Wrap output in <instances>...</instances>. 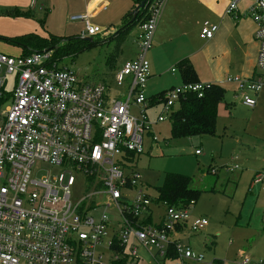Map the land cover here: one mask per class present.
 Returning a JSON list of instances; mask_svg holds the SVG:
<instances>
[{"label": "built area", "instance_id": "2783aa9c", "mask_svg": "<svg viewBox=\"0 0 264 264\" xmlns=\"http://www.w3.org/2000/svg\"><path fill=\"white\" fill-rule=\"evenodd\" d=\"M241 1L228 0L226 14L234 16ZM247 1L257 27L255 76L229 75L219 84H234L236 98L254 108L264 90V0ZM166 2L150 1L147 18L139 24L136 56L114 73L122 89L114 95L105 82L85 81L61 66L54 60L55 49L27 56L0 52V264H106L107 253L112 256L107 264H139L142 251L151 264H160L171 252L180 264L202 261L190 239L208 226L207 219L192 217L194 202L178 208L150 196L135 159L130 160L132 153L143 152L145 133H151L144 94L148 52ZM105 8L100 4L91 14L70 15L71 21L84 23L81 38L114 33L91 21ZM218 30L205 22L201 35L212 39ZM10 74L15 82L7 90ZM205 85L168 89L156 120L170 118L182 94L202 96ZM133 104L143 105L142 117L131 113ZM42 164L61 172L40 176ZM74 173L87 181L86 194L76 203L71 196ZM259 182L264 183V172L254 175L252 183ZM152 204L166 210L157 221ZM242 264H250V258Z\"/></svg>", "mask_w": 264, "mask_h": 264}, {"label": "rangeland", "instance_id": "374dc122", "mask_svg": "<svg viewBox=\"0 0 264 264\" xmlns=\"http://www.w3.org/2000/svg\"><path fill=\"white\" fill-rule=\"evenodd\" d=\"M138 31L139 24L136 23L117 37L113 36L105 42H99L95 47L87 48L75 56L63 57L60 65L70 68L85 81L105 82L114 95L122 90L115 83L114 73L125 62L133 59L137 48ZM6 37L0 35V52L18 56L17 45L8 41ZM8 78L7 90H10L14 86L15 74H10ZM152 85L148 80L144 88L146 97L168 86L155 83V88H152ZM230 97L231 92L226 87L225 101ZM162 108L163 104L160 103L146 109L149 121L153 124L151 133H145L143 152L135 158V166L142 176L143 187L152 197L158 195L157 188L164 184L167 174L170 173L191 176L192 186L202 190L190 213L193 218L202 217L208 221V226L196 232L191 238L195 252L202 254L203 258L202 261L187 260L186 264H241L243 258H250V264H259L264 259V211L260 201L258 203L255 201L258 193L250 191L254 186L263 183L259 182L258 185L252 183L250 188L249 181L243 174L245 167L242 162L246 155L264 160V155L253 150V144L261 145L263 142L248 133H240L236 128L247 126L248 120L235 122L236 127H231L232 121H236L232 116L233 108L229 113L224 106L218 115L213 134L174 139L171 136L172 123L168 115L161 122L156 120ZM141 109L143 105L133 104L131 113L142 117ZM249 112L248 109H244L242 117L247 118ZM249 121L251 125L252 119ZM249 131L254 135H258L256 132H259L264 136V125L253 124L249 126ZM235 132L243 136L242 144L236 143ZM153 136L157 137V141L153 140ZM196 150H200V154H196ZM41 167L44 170L40 176L49 172L53 174L61 172L59 167H52L49 164H42ZM73 176L71 196L72 201L76 203L85 196L87 181L82 173H74ZM212 188L213 190H210ZM152 208L154 221L159 220L166 212L161 204H152ZM141 255L142 260L139 264H151L146 254L141 252ZM111 261L112 256L109 253L105 254L104 263ZM180 263L179 258L161 262Z\"/></svg>", "mask_w": 264, "mask_h": 264}, {"label": "crops", "instance_id": "0c3cea01", "mask_svg": "<svg viewBox=\"0 0 264 264\" xmlns=\"http://www.w3.org/2000/svg\"><path fill=\"white\" fill-rule=\"evenodd\" d=\"M100 4H106V8L92 15L91 21L102 28L112 27L114 33L94 38L98 43L113 37L138 5L134 0H35L34 4L31 0H0V35L8 39L27 33L44 37H81L84 23L71 21L70 15L91 14ZM250 4L247 0L241 1L233 16L226 14L228 0H167L154 34L152 48L148 52L152 88L155 83L168 85L161 92L181 85L183 80L178 69L181 60H187L194 67L202 83L219 84L229 75L253 78L256 73L258 43L254 37L257 27L249 14ZM205 22L219 26L212 39H204L201 35ZM17 48L20 53L22 47L17 45ZM136 52L137 48L132 58H135ZM221 85L229 89L231 97L220 106L219 113L222 106L229 113L233 108L232 116L236 121H232L231 127H236L235 122L248 120L247 126L236 128L240 133H248L261 140V145L253 144V150L264 155V136L249 131V126L253 124L264 125V90L257 96V105L249 108L236 98L234 84ZM244 109L250 111L247 118L242 117ZM234 136L236 143L242 144L243 136L238 132ZM246 156L242 162L245 167L243 174L250 187L253 176L257 172H264V160ZM254 191L258 193L255 201H260L264 211V183L254 186L250 192ZM142 254L145 255V251Z\"/></svg>", "mask_w": 264, "mask_h": 264}, {"label": "trees", "instance_id": "16d2710c", "mask_svg": "<svg viewBox=\"0 0 264 264\" xmlns=\"http://www.w3.org/2000/svg\"><path fill=\"white\" fill-rule=\"evenodd\" d=\"M134 1L139 4L142 0ZM147 13L148 9L140 10L134 22H130V16L129 20L125 21L114 36L117 37L124 33L136 23L140 24L142 20L144 21L147 18ZM7 40L22 47V51L18 56H27L34 51L43 49H55V61H60L66 56H75L83 50L93 48L98 44L95 39L92 42H87L80 36L57 37L48 35L44 37L36 33H27ZM178 69L183 83L201 82L197 78L194 67L187 60H181L178 63ZM167 90L148 97L149 106H157L162 103ZM225 92L226 89L220 84L206 83L202 96H198L197 93L182 94L170 116L172 138L178 139L195 135L213 134L217 125L219 108L225 101ZM130 156L131 160L135 159L139 154L135 155L132 153ZM210 190H213V188ZM157 191L159 201L178 208L188 207L191 202L195 204L202 193V190L192 186L191 176L175 173L167 174L164 184L158 187ZM176 258L177 254L171 252L165 259L160 260V264L167 259ZM262 262L264 263V259H262Z\"/></svg>", "mask_w": 264, "mask_h": 264}, {"label": "water", "instance_id": "95a60500", "mask_svg": "<svg viewBox=\"0 0 264 264\" xmlns=\"http://www.w3.org/2000/svg\"><path fill=\"white\" fill-rule=\"evenodd\" d=\"M151 0H142L136 7L135 9L130 13V16H131V19H130V22H134L136 19H137V16L140 12V10L142 9H147L148 8V5L150 3ZM85 41L87 42H92L93 41V37H85L83 38Z\"/></svg>", "mask_w": 264, "mask_h": 264}, {"label": "bare ground", "instance_id": "6f19581e", "mask_svg": "<svg viewBox=\"0 0 264 264\" xmlns=\"http://www.w3.org/2000/svg\"><path fill=\"white\" fill-rule=\"evenodd\" d=\"M142 22H143V20H142Z\"/></svg>", "mask_w": 264, "mask_h": 264}]
</instances>
